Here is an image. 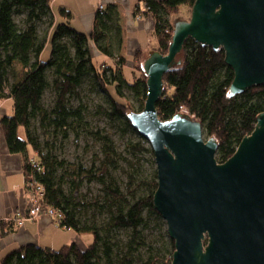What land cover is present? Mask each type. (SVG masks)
Wrapping results in <instances>:
<instances>
[{
	"label": "trees",
	"instance_id": "1",
	"mask_svg": "<svg viewBox=\"0 0 264 264\" xmlns=\"http://www.w3.org/2000/svg\"><path fill=\"white\" fill-rule=\"evenodd\" d=\"M140 1L144 5L143 13L150 14L155 20L158 38L155 50L166 54L174 31L171 16L181 5L192 9L196 0ZM103 9L98 7L94 28L88 34L72 26L70 19L73 15L66 7L60 8L64 19L58 20L52 9V0H0V102L10 101L12 108L11 115L0 116V146L3 136L11 153L25 155L26 173H30L29 157L36 154L43 167L40 173H36V178L45 188V200L63 214L59 226L93 234V242L85 248L76 242L59 249L29 244L7 253L0 264L172 262L175 250L172 239L168 254L162 252V248L148 246L149 256L144 259L139 256V249L147 245L142 231V227L148 224L145 213L161 217L154 206V194L158 188L156 168L142 180L132 174L125 194L115 181L107 182L93 169L69 166L51 148H45V145L50 146L49 129L53 128L54 132H61L68 138L69 132L83 123L82 109L72 106L69 101L70 97L79 96V90L86 81L98 87L108 99L111 110L100 106V112L120 120L126 127H132L127 114L141 111L145 106L148 87L143 63L149 55H144L141 48L136 50L134 59L138 66L133 68V81H129L123 71L127 60L120 52L123 43L120 13L114 4ZM16 14L24 15L22 25L16 22ZM45 18L49 20L51 32L48 36H40L38 23ZM49 42L50 54L44 59L43 53ZM93 43L101 53L114 59L113 66L105 62L97 66L91 52ZM163 79V94L156 105L159 118L166 120L181 112L201 122L204 133L218 143V162H225L234 154L243 137L253 131L258 117L264 112V84L231 96L234 71L225 61V51L193 38L185 41L176 63ZM50 86L56 93V100L54 106L47 109L42 98ZM125 88L139 102L138 108L125 98ZM36 121L45 130L43 144L32 130ZM98 133L96 135L109 144L106 145V152L117 155L115 147L108 143V136ZM129 148L135 153L143 149L133 143L129 144ZM149 151L154 153L152 148ZM108 162L116 167L113 159L109 158ZM94 180L105 185V203L101 210L109 213V222L103 224L96 219H87L86 213L91 204L83 202L78 194L85 181ZM122 228L131 230L130 239L124 247H120V242L113 236V232Z\"/></svg>",
	"mask_w": 264,
	"mask_h": 264
},
{
	"label": "water",
	"instance_id": "2",
	"mask_svg": "<svg viewBox=\"0 0 264 264\" xmlns=\"http://www.w3.org/2000/svg\"><path fill=\"white\" fill-rule=\"evenodd\" d=\"M188 38L225 51L231 96L263 85L264 0H196L190 18L174 23L168 52L144 60L145 106L127 117L154 152V206L174 241L171 264H264V112L225 162L201 122L181 112L158 116L163 77Z\"/></svg>",
	"mask_w": 264,
	"mask_h": 264
},
{
	"label": "rangeland",
	"instance_id": "3",
	"mask_svg": "<svg viewBox=\"0 0 264 264\" xmlns=\"http://www.w3.org/2000/svg\"><path fill=\"white\" fill-rule=\"evenodd\" d=\"M65 0H52V9L58 20L64 19L60 14V8L63 7ZM191 16V7L188 5H181L175 15L171 16V20L175 23L179 19H189ZM24 15H15V20L18 24H23ZM78 21L80 18H77ZM49 20L44 19L38 23V33L40 36H48L51 32V27L48 24ZM51 50L50 42L47 44L43 53V58L49 57ZM102 55V56H101ZM97 55L95 62L97 66H100L105 58V55ZM104 63H102L103 65ZM125 73L129 81H133L134 71L130 68L125 69ZM13 81L11 77L10 82ZM112 87L110 88V90ZM125 98L134 106L138 108L139 102L135 99L132 93L128 89L123 90ZM117 97V95H116ZM56 100V93L50 86L44 93L42 103L45 108L50 109L54 106ZM69 103L74 107H79L83 111V123L77 124V129L69 132L68 138H65L61 132H54L53 128L50 130L49 142L50 146L45 148H51L59 158L66 160L69 166H73L76 169L79 166H83L85 169H93L98 176H104L106 181H115L120 187L123 193H127V186L130 181V176L133 174L138 180L148 178L149 175L157 170L154 153L150 152L152 148L150 142L143 137L133 126L126 127L120 120L112 119L108 114L100 112L99 107L102 106L110 109V104L106 95L99 90L98 87H94L90 81H86L79 90V96L70 97ZM0 116L12 113L11 102H0ZM135 129V130H134ZM33 131L39 137L42 144L45 140V130L36 121L33 122ZM108 136L116 151L117 155H111L106 152V141L96 135ZM204 133V132H203ZM205 139H208V135L204 133ZM138 144L143 149L141 151L133 152L129 148V144ZM111 158L116 162V167H113L108 162ZM70 186H66L68 189ZM105 185L97 180L87 182L85 181L78 191L79 197L83 202H89V207L86 217L89 220L96 219V222L103 224V222H109V213L103 209L102 205L104 200ZM141 190V189H140ZM130 197V196H129ZM97 202V203H96ZM94 205V206H93ZM146 227H142L143 237L146 241V246H142L139 249V256L147 258L150 254L148 246H154V248H162L161 251L168 254L170 249V236L167 231V224L163 217H158L156 214L145 213ZM95 218H92V217ZM91 218V219H90ZM84 236L93 238L91 232H84ZM113 236L120 242V247H124L126 242L130 239L131 230L122 228L117 229L116 233L113 232ZM156 251V250H155ZM159 251V252H161Z\"/></svg>",
	"mask_w": 264,
	"mask_h": 264
},
{
	"label": "crops",
	"instance_id": "4",
	"mask_svg": "<svg viewBox=\"0 0 264 264\" xmlns=\"http://www.w3.org/2000/svg\"><path fill=\"white\" fill-rule=\"evenodd\" d=\"M101 4L104 9L114 4L120 13L123 28V43L120 52L127 60L123 67L124 74H126L125 69L134 70L133 68L138 66V62L134 59L138 48L143 50L144 55H149L158 47L155 20L150 14L143 13L144 5L140 0H65L62 6L72 12L73 17L70 19L72 26L90 34L94 28L95 14ZM77 18L80 20L78 21ZM91 52L93 58L103 54L94 43L91 46ZM103 62L112 66L115 64L114 59L107 55ZM25 161L23 153H11L8 150L1 136L0 261L10 251L29 244L53 249H59L72 242L78 243L82 248L91 244L93 238L84 236V232L61 227L45 214L33 219L27 218L22 224H17L14 215L17 211H26L29 198Z\"/></svg>",
	"mask_w": 264,
	"mask_h": 264
},
{
	"label": "built area",
	"instance_id": "5",
	"mask_svg": "<svg viewBox=\"0 0 264 264\" xmlns=\"http://www.w3.org/2000/svg\"><path fill=\"white\" fill-rule=\"evenodd\" d=\"M100 9L104 6L101 4ZM28 164L30 165V173L27 172V189L29 191L28 205L25 212L17 211L14 215V220L18 225L22 224L27 218L33 219L37 216L45 214L49 216L57 225H60L63 214L56 207L50 205L45 200V188L41 182L36 178V173H40L43 169L41 163L38 161L36 154L29 157ZM9 219V218H6Z\"/></svg>",
	"mask_w": 264,
	"mask_h": 264
}]
</instances>
